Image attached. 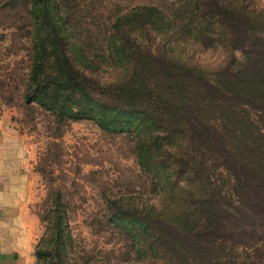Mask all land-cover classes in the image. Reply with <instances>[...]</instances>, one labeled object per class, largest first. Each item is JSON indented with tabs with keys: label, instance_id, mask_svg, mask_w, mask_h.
Returning <instances> with one entry per match:
<instances>
[{
	"label": "trees",
	"instance_id": "trees-1",
	"mask_svg": "<svg viewBox=\"0 0 264 264\" xmlns=\"http://www.w3.org/2000/svg\"><path fill=\"white\" fill-rule=\"evenodd\" d=\"M87 10L78 0H0V29L29 43L27 113L49 114L60 136L91 121L133 144L156 200L107 199V224L136 237L153 264H234L226 254L237 247L263 256L264 1L146 3L97 25L101 39ZM200 51L222 61L201 66ZM211 163L233 178L231 196ZM49 201L36 261L69 264V207L58 190Z\"/></svg>",
	"mask_w": 264,
	"mask_h": 264
},
{
	"label": "rangeland",
	"instance_id": "rangeland-1",
	"mask_svg": "<svg viewBox=\"0 0 264 264\" xmlns=\"http://www.w3.org/2000/svg\"><path fill=\"white\" fill-rule=\"evenodd\" d=\"M177 1L78 0V5L88 9L84 14L99 19L95 24L91 20L94 26L87 29L92 28L101 39L104 31L96 28L107 27L109 19L118 13L146 3L168 5ZM21 35L14 29H0V203L19 202L35 216L37 247L46 231L39 216L50 207L51 191L58 190L69 207L74 241L69 264H153V257L140 256L136 237L107 224V199L138 198L149 204L156 200L149 179L134 158L133 144L124 137L104 134L91 121L73 123L60 136L49 114L41 110L27 113L21 96L29 68V43ZM236 56L242 61L241 53ZM196 59L209 67L220 63L222 55L200 51ZM11 97L13 102L8 104ZM253 118L259 120L256 115ZM210 165L220 192L231 196L233 178L217 164ZM226 255L234 264L256 262L261 256L242 247H237L234 255Z\"/></svg>",
	"mask_w": 264,
	"mask_h": 264
},
{
	"label": "crops",
	"instance_id": "crops-1",
	"mask_svg": "<svg viewBox=\"0 0 264 264\" xmlns=\"http://www.w3.org/2000/svg\"><path fill=\"white\" fill-rule=\"evenodd\" d=\"M36 222L25 205L0 203V264H36Z\"/></svg>",
	"mask_w": 264,
	"mask_h": 264
}]
</instances>
